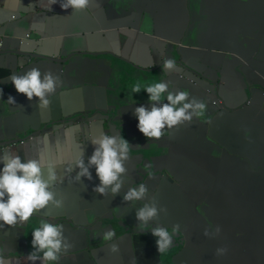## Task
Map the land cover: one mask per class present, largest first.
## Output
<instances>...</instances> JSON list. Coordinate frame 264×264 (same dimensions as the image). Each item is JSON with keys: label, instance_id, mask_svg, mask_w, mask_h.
I'll use <instances>...</instances> for the list:
<instances>
[{"label": "crops", "instance_id": "obj_1", "mask_svg": "<svg viewBox=\"0 0 264 264\" xmlns=\"http://www.w3.org/2000/svg\"><path fill=\"white\" fill-rule=\"evenodd\" d=\"M62 2L48 10V0H0L5 37L0 155L11 151L22 160L42 158L56 166L64 181L56 185V198L64 206L49 205L23 224L4 226L0 248L13 264H31L26 259L33 250L31 233L46 219L62 225L73 245L49 264H203L202 259L215 264L221 259L216 247L223 244L228 249L224 264H264L263 218L246 237L236 234L250 229L234 220L240 213L262 210L255 201L264 197V95L248 99L229 58L262 51L251 61L264 70V42L255 45L256 33L264 32L263 18L248 13L250 5L263 6L264 1L90 0L77 13L63 10ZM29 33L30 40L20 41ZM43 55L73 59L60 65ZM162 57L174 59L178 69L162 72ZM33 67L50 70L61 81L49 109L39 110L38 98L29 101L11 82L13 74ZM147 77L149 83L141 86ZM164 80L204 99L207 110L190 125L165 129L161 138L148 140L137 128L134 110L150 108L144 88ZM137 86L140 93L133 92ZM101 132L120 135L130 145L125 167L131 181L114 198L93 191L100 183L94 167L91 181L72 179L82 153L87 164L94 151L89 139ZM139 183L146 184L159 207L167 208L166 215L151 222L173 234L163 254L150 227L138 230L136 207L147 200H123L128 188ZM210 225L221 228L219 236L203 235ZM111 230L113 240H103L101 233ZM113 243L119 244L118 253L109 251Z\"/></svg>", "mask_w": 264, "mask_h": 264}, {"label": "clouds", "instance_id": "obj_2", "mask_svg": "<svg viewBox=\"0 0 264 264\" xmlns=\"http://www.w3.org/2000/svg\"><path fill=\"white\" fill-rule=\"evenodd\" d=\"M57 0H48V10L56 4ZM90 0H63L60 7L73 13L81 12L89 7ZM1 32V30H0ZM1 34V33H0ZM32 34H27L29 40ZM1 38V37H0ZM162 72H175L178 68L174 59L161 58ZM11 82L18 94H23L29 101L33 97L38 98V109H49L52 105V97L55 96L61 81L52 71L42 72L38 68H31L23 74H13ZM139 86L133 88V92L140 93ZM149 98L150 108L140 106L135 108L134 115L138 119V130L148 139H159L165 129H174L178 126L190 125L194 118L201 117L207 110L204 99L190 95L188 90H175L170 83L156 82L144 88ZM2 95V90H0ZM166 101V102H165ZM216 101V99H214ZM214 104H217L214 102ZM8 103L15 104L13 97L9 96ZM94 146V151L87 164L83 159V153L75 162V176L73 182H81L82 178L92 180L90 169L95 168L99 184L93 191L103 197L114 198L130 183L127 175L126 163L130 161V145L120 135H112L101 132L99 136L89 139ZM8 148V147H7ZM0 229L4 226L16 227L28 221L34 213L45 209L49 205L55 208L64 206L63 199H57V182L63 183V178L58 177L56 166L45 163L42 158L22 160L19 155L11 151H5L0 155ZM73 169V170H74ZM124 202L135 203L147 200L142 206L136 207V219L138 230L150 227L153 237L156 238L157 251L165 253L173 244V234L163 225L157 224L151 227V222L158 219L161 213L167 214V208L159 207L156 198L149 195V189L145 183L129 187L123 196ZM127 209H125V212ZM40 226L32 231V251L26 256L31 264H49L57 262L62 254L67 253L73 245L64 235V227L60 224L41 219ZM179 226L173 227V233ZM221 228L208 226L203 235L208 238L219 236ZM114 231H104L101 238L105 241L113 240ZM119 244L113 243L109 247L112 253L119 252ZM226 247L217 248L215 255L222 257L227 254ZM0 264H13L6 255L4 247L0 248Z\"/></svg>", "mask_w": 264, "mask_h": 264}, {"label": "water", "instance_id": "obj_3", "mask_svg": "<svg viewBox=\"0 0 264 264\" xmlns=\"http://www.w3.org/2000/svg\"><path fill=\"white\" fill-rule=\"evenodd\" d=\"M262 1H264V0H262ZM0 37H1L0 38V43H1L0 53H2L1 51L4 49L5 37L2 34H0ZM256 37L258 38V40L255 42V45L258 44V41L261 42L263 40V42H264V32L262 33V30H260L256 33ZM31 38H32V35L29 38V40ZM24 39L27 40L26 36L24 38L21 37L20 41H22ZM46 49L48 50V52L52 51V48H49L48 46H46ZM261 54H262V51H260L259 53H258V51H256L254 54L247 55L246 57L236 55V54L229 55L230 56L229 58H231L234 61L235 70H236L235 74L241 80L242 85L248 94L249 100L250 99L252 100L254 98V100L256 101L257 100V98H255L256 94H259V95L263 94L264 95V70L260 66L253 65L252 61H251L252 56H256L259 58V55H261ZM43 56L44 57H41V58L46 59L50 62L60 63V65H65L66 63L71 62V60L73 59V58L69 59V58H67V56H60V58H58L56 56L55 57L49 56V55H43ZM261 59H264V58H261ZM179 61L181 62V64L187 65L186 62L181 57L179 58ZM188 66L191 67L190 65H188ZM180 73L183 74L184 72H180ZM146 83H149V77L142 80L139 84L141 86H145ZM216 101H217L216 105L220 107L222 105V101L219 99H216ZM262 101L264 102L263 97H262ZM152 168H153V170H155L154 165L152 166ZM255 202L257 204L259 203L262 205V210L260 212H250V213H245V214L240 213L234 217V220H236L235 221L236 226H238V224L246 225L250 229L249 231H247V230L239 231V232H237L236 236L246 237L247 235H251L252 228L253 227H259L258 226L259 222L264 220V197L256 199ZM256 213H260L263 216V219L260 217H256V216H252L253 217L252 220L248 219L249 215H254ZM260 219H262V220H260ZM222 224L224 225V227L226 226L225 223H222ZM221 243L223 244V242H221ZM236 244L237 243L233 244V251L234 252H235ZM221 247H225V245L224 244L220 245V246L216 247V249L221 248ZM215 252H216V250H215ZM202 261H203V264H206L205 259H202ZM224 263H225L224 256H222L221 259H219L218 261H215V264H224ZM211 264H213V263H211Z\"/></svg>", "mask_w": 264, "mask_h": 264}, {"label": "flooded vegetation", "instance_id": "obj_4", "mask_svg": "<svg viewBox=\"0 0 264 264\" xmlns=\"http://www.w3.org/2000/svg\"><path fill=\"white\" fill-rule=\"evenodd\" d=\"M248 13H249V15L251 17H255L257 14H259V16H261L263 18L262 21L264 22V5L263 6H253V5H250V7L248 9ZM252 216H256V217L263 218V216L260 213H256L254 215H249L248 219L249 220H252L253 219ZM199 253H200V251H199ZM200 257H201V255H200Z\"/></svg>", "mask_w": 264, "mask_h": 264}, {"label": "built area", "instance_id": "obj_5", "mask_svg": "<svg viewBox=\"0 0 264 264\" xmlns=\"http://www.w3.org/2000/svg\"><path fill=\"white\" fill-rule=\"evenodd\" d=\"M0 45H1V43H0ZM214 102H216V103H217V101H214Z\"/></svg>", "mask_w": 264, "mask_h": 264}]
</instances>
